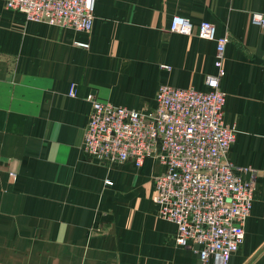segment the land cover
<instances>
[{
    "label": "crops",
    "instance_id": "obj_1",
    "mask_svg": "<svg viewBox=\"0 0 264 264\" xmlns=\"http://www.w3.org/2000/svg\"><path fill=\"white\" fill-rule=\"evenodd\" d=\"M256 13L264 14V0H97L86 34L26 22L0 0V262L200 264L177 246L175 225L158 217L161 165H104L83 142L90 93L147 113L163 84L206 90L216 43L198 27L210 22L231 39L221 80L224 121L237 132L229 160L256 180L230 264H264V30ZM174 16L189 19L193 33H172ZM72 84L78 97L69 95Z\"/></svg>",
    "mask_w": 264,
    "mask_h": 264
},
{
    "label": "built area",
    "instance_id": "obj_2",
    "mask_svg": "<svg viewBox=\"0 0 264 264\" xmlns=\"http://www.w3.org/2000/svg\"><path fill=\"white\" fill-rule=\"evenodd\" d=\"M5 2L26 22L86 34L94 27L97 0ZM252 21L264 30V14H253ZM193 28L182 16H174L170 23L174 34L188 36ZM198 35L216 43L217 73L206 78V90L163 84L155 109L147 113L103 102L90 93L85 98L91 110L83 151L104 165L133 162L141 169L147 159L160 164L163 171L153 178L152 200L158 217L175 225L177 246L191 248L200 264H230L245 240L256 180L242 175L252 168H239L229 160L237 132L224 121L227 96L221 80L231 39L219 36L210 22L199 24ZM75 45L90 48L86 42ZM69 95L78 97L76 84L70 86Z\"/></svg>",
    "mask_w": 264,
    "mask_h": 264
}]
</instances>
